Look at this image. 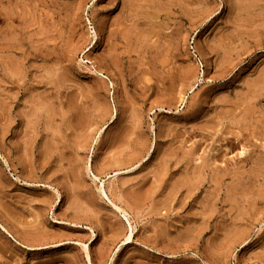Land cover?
I'll return each instance as SVG.
<instances>
[{
    "label": "rangeland",
    "instance_id": "obj_1",
    "mask_svg": "<svg viewBox=\"0 0 264 264\" xmlns=\"http://www.w3.org/2000/svg\"><path fill=\"white\" fill-rule=\"evenodd\" d=\"M0 264H264V0H0Z\"/></svg>",
    "mask_w": 264,
    "mask_h": 264
}]
</instances>
